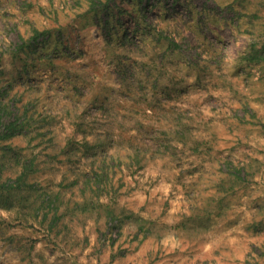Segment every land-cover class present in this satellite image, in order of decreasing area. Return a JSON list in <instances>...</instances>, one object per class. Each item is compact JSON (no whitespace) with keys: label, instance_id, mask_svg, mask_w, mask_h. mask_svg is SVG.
I'll return each mask as SVG.
<instances>
[{"label":"rangeland","instance_id":"1","mask_svg":"<svg viewBox=\"0 0 264 264\" xmlns=\"http://www.w3.org/2000/svg\"><path fill=\"white\" fill-rule=\"evenodd\" d=\"M0 94V264H264V0H0Z\"/></svg>","mask_w":264,"mask_h":264},{"label":"trees","instance_id":"2","mask_svg":"<svg viewBox=\"0 0 264 264\" xmlns=\"http://www.w3.org/2000/svg\"><path fill=\"white\" fill-rule=\"evenodd\" d=\"M94 1V0H90ZM108 4L106 3L107 7ZM93 7L89 11H92ZM40 35L39 32H36V36L32 39H36L37 36ZM31 39V40H32ZM30 40V41H31ZM29 43V42H28ZM26 44V43H25ZM26 47L24 43L16 44L15 50L21 51ZM9 95V94H8ZM0 100H1V94H0ZM16 108V110H15ZM25 111L19 112V109H17L14 101L11 102H6L2 103L0 101V146L2 150V156L4 157L5 155L9 154L12 152V157L17 160L18 168L15 171L14 176H7L4 178L2 170L0 169V196H7L10 197L13 192H18L22 190L24 187H27L28 189H31L35 186L34 182L31 181V177H29L33 172L36 171V169H33V165L31 162L26 161V157L24 155H20L18 152L12 149L10 144H5L2 142H6L11 140L12 138L18 136V135H25L24 133L26 130H24V123L23 120H26L24 117L26 114V109ZM22 160V162H21ZM20 164V165H19ZM227 170L222 173V176L226 178H232L233 181L232 183H238V182H243L245 181L246 177L248 176V173L246 170L239 165H232L231 163L228 162ZM104 168L100 169H94L92 171V177L86 172L84 173L85 180L87 182L84 183L85 188H88L91 195L95 196H100L102 189L99 188V185H103L104 187L106 185L105 181V176L107 175L106 170H103ZM104 171V172H103ZM78 180H75L72 182V184L77 183ZM233 187V185H231ZM84 191V189H82ZM223 191L227 193V189L223 188ZM106 191H103V193ZM48 195L47 197V206H52L50 210L54 211V214L56 213L55 211L58 209L56 205L57 197H51ZM26 202H28V195L23 196ZM56 209V210H55ZM47 214L43 215V218L46 217Z\"/></svg>","mask_w":264,"mask_h":264},{"label":"bare ground","instance_id":"3","mask_svg":"<svg viewBox=\"0 0 264 264\" xmlns=\"http://www.w3.org/2000/svg\"><path fill=\"white\" fill-rule=\"evenodd\" d=\"M230 41H231L230 39L227 40L228 43H229Z\"/></svg>","mask_w":264,"mask_h":264}]
</instances>
